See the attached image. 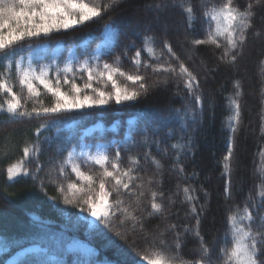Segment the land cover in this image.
I'll list each match as a JSON object with an SVG mask.
<instances>
[{
	"label": "snow or ice",
	"instance_id": "1",
	"mask_svg": "<svg viewBox=\"0 0 264 264\" xmlns=\"http://www.w3.org/2000/svg\"><path fill=\"white\" fill-rule=\"evenodd\" d=\"M121 3L123 0H109L101 8L89 6L84 0H0V115L5 116L8 123L25 120L38 122L34 139L25 140L22 156L10 162L4 170L5 183L30 177L33 186L45 196L48 195L46 189L52 186L56 194L48 198L77 209L79 218L88 220V226L96 229L98 234L111 232L126 243L131 241L128 251L120 250L122 264H144L145 261L147 264H264V212H260L264 207V173L256 186L257 199L253 200L250 196L243 208L236 206L228 215L224 242L217 247L215 240L210 243L200 232L201 217L205 214L206 205L199 203L197 189L190 184L181 186L178 182L176 192L166 197L163 191L152 187L153 184L162 185V176L159 180L149 176L145 181L140 175L147 169L141 166L139 156L128 155L127 165L123 166L122 152H131L127 147L122 149L117 144L113 153L110 151V143L89 145L68 140L57 144L54 155L47 160L45 171V162L41 161L40 156L44 152V145L51 148L53 140L44 133L59 120L71 118V113L110 104L125 105L147 96L150 85L146 83L147 78L140 74L143 67L152 68L153 74H163L165 77L163 81L151 85L152 88L158 87L160 83L167 86L170 78L176 81L178 88L182 85L186 97L181 96V100L186 98L187 103L179 109H170L168 116L159 117L155 125L146 128L141 139L133 141V144L147 149L143 160L145 164L153 166L157 173H162L163 165L152 155L153 147L164 156L174 153L171 171L178 177L183 180L197 178L196 173L185 174L182 157L194 155L193 137L188 133L190 129L193 133L198 130L195 127L197 117L203 115L205 98L202 78L186 66L168 40L163 42L157 55L156 37L148 34L160 29L162 24L160 30L167 34L168 25L164 23L163 14L175 7L182 10L185 30H193L197 16L191 0H158L145 6L146 12L154 13L151 18L146 16L129 22L133 35L139 36L141 31L144 33L142 47L131 57V63L136 68L135 74L126 73L119 67L122 56L126 57L127 52L136 47L135 43L125 45L124 51L112 63L101 64L99 49L86 54L83 60L66 61L62 68L55 61L44 65L29 59L25 63L24 57L20 55L25 47H32L33 40L83 25ZM200 8L199 19L204 26L205 38L194 39L191 44L213 46L221 50L217 57L219 63L213 67H203V79L206 82L208 74L219 71L221 65L226 69L236 68L244 55L250 33L255 39L264 36V31L257 29L254 24L257 8H264V0H251L243 9L237 0H200ZM114 24V21L109 20L103 26V31L113 33L118 38V32H113ZM145 51L157 61L155 66L143 59ZM104 55H111V48ZM165 56L166 63H158ZM261 64L264 65V61ZM77 74L81 79L87 76L82 87L76 82ZM117 76L131 84L121 87ZM93 81L110 83L111 88H96ZM233 85L235 91L228 98L232 112L228 127L235 134L242 122L243 94L240 81H233ZM17 86L19 92L14 90ZM41 86L44 93L40 91ZM65 86H69L67 91L64 90ZM44 95L48 97L47 102ZM261 96V103L264 104V90ZM29 103L31 108L27 106ZM207 103L212 105L211 100ZM261 120L264 134V110ZM227 148L224 172L221 175L227 177L224 195L226 199H231L233 136L229 137ZM29 164H34V168H30ZM95 166L100 169L99 176L85 171ZM177 199L181 205H187L185 216L194 218L195 225L168 223L174 214L172 209ZM175 214L179 215V209ZM158 217H163L161 223L149 229L148 218ZM168 233L173 234L171 243L167 239ZM187 235H192L198 244L191 252L194 257L191 260L181 255ZM138 240L144 242L143 251L136 250ZM36 251L40 258L32 264H53L47 258V249L38 248ZM54 264H63V261L55 260ZM83 264L89 262L84 261Z\"/></svg>",
	"mask_w": 264,
	"mask_h": 264
},
{
	"label": "trees",
	"instance_id": "2",
	"mask_svg": "<svg viewBox=\"0 0 264 264\" xmlns=\"http://www.w3.org/2000/svg\"><path fill=\"white\" fill-rule=\"evenodd\" d=\"M84 2L89 6L95 5L102 8L109 3V0H84ZM156 2L158 0H123V3L118 7L102 12L99 17H94L83 25L33 40L32 47L30 49L25 47L20 55L27 54L40 44H46L51 49L57 43H61L63 50L59 56V60H61L59 66L71 47L75 48L80 59L85 58V55L90 54L100 41L103 26L112 20L115 22L114 29L115 33L118 32V38L115 35L114 42L110 47L111 55L103 54L101 64L103 62L112 63L114 58L124 51L125 45L135 43L136 47L129 50L126 57L122 56L119 64L121 70L135 74L136 68L131 63V57L135 55L137 49L142 47L141 41L144 33L141 31L139 36L133 35L129 22L146 16L151 18L154 13L146 12L145 6ZM249 2L251 0H237L241 9L246 7ZM191 3L196 9L197 16L193 30H185L182 10L180 7H175L163 14L164 23L168 25L167 34L160 30L163 28V24L160 29L148 34L156 37L157 55H159L163 42L168 40L186 66L202 78L205 98L203 115L197 117L198 123L195 127L198 130L193 133L190 129L188 133L193 137L194 155L182 157L185 174L196 173L197 178L183 180L178 177L171 171L174 153L170 152L168 156H164L162 153H157L153 147L152 155L163 165L162 173H157L153 166L145 164L143 160V154L147 149L139 144H133V141L141 139L146 128L155 125L159 117L168 116L170 109H179L187 103L186 98L181 100V96L186 97L182 85L178 88L176 81L171 78L167 86L160 83L158 87L152 88L151 85L157 81H163L165 78L163 74H153L152 68L141 67L140 69V74L147 78L146 83L150 85L147 96L141 97L137 102H127L125 105L110 104L69 114L71 118L59 120L49 131L44 133L45 136L52 138L53 144L51 148L44 145V152L40 159L45 162V171H47V160L54 155L57 144L68 140L73 143L77 141L91 144L103 142L106 145L110 143L112 145L110 151L113 153L117 144L122 149L127 147L131 149V152H122L123 166L127 165L128 155L139 156L141 166L147 169L140 175L145 178V181L149 176H153L155 180H159L162 176V185L153 184L152 187L155 190L163 191L166 197L176 192L178 182L181 186L190 184L197 189L196 195L199 197V203L206 205L205 214L201 217L200 232L210 243L215 240L219 247L224 242L225 232L228 228V215L235 210L236 206L243 208L244 202L250 196L253 200L257 199L256 186L261 181V174L264 173V134H262L261 128V114L264 110V104L261 103V93L264 90V65L261 64V61H264V36L255 39L250 33L244 55L239 59L236 68L226 69L221 65L219 71L208 74L205 82L203 67L204 65L213 67L219 63L217 57L221 50H216L213 46H193L191 44L194 39L205 38L204 26L199 19L200 0H191ZM261 17H264V8H257L254 24L257 29L264 31V19ZM83 42L85 43L83 44ZM142 57L154 66L157 64V61L152 59L147 51L142 54ZM166 61L167 56L158 63L164 64ZM86 80V75L81 79L77 74L76 82L81 87ZM236 80L240 81V90L243 94L241 99L242 122L239 130L233 134L228 127L232 115L228 98L235 91L233 81ZM117 81L122 87L131 84L119 76H117ZM93 86L102 90L111 88L110 83L104 81H93ZM14 90L19 92V86ZM40 91L44 93L45 90L40 87ZM43 98L47 102V95H44ZM208 100L212 101L211 106L207 103ZM27 106L31 108L32 105L29 103ZM130 118H133L131 124L127 122ZM99 122L104 127L102 132H93L88 136L83 135L85 129ZM37 123L35 120L8 123L6 117L0 115V244L3 243L6 248L0 253V264H4L20 249L32 245L47 249L48 259L49 256H54L55 260H62L63 264H77L78 261L81 264L84 261H88L89 264H122L120 250L128 251L131 241L126 243L111 232L106 235L98 234L96 229L88 226L86 220L79 218L77 209L48 198L56 194L52 186L46 189L48 195L45 196L33 186L30 177L18 178L17 181L5 183L6 172L4 170L10 162L22 156L25 140L34 139ZM66 125H69L67 130H65ZM111 125H115L114 130L110 129ZM127 134L128 137H126ZM230 136H233L234 139V151L230 162L231 199H226L223 189L227 177L222 176L221 173L224 172V156L228 152L227 144ZM29 167L34 168V164H29ZM85 171L99 176L100 169L95 166L90 169L86 168ZM72 178L75 179V177ZM36 183L38 184L39 181ZM205 192L207 193L206 198ZM147 203L148 201L145 200V204ZM177 209H179L178 216L175 214ZM186 209L187 205H181L177 199L176 205L172 209L174 214L169 218L168 223L195 225L194 218L185 216ZM260 212H264V207L260 209ZM162 220L163 217L148 218L147 227L153 229ZM74 239L87 243L95 253L85 256L76 251H69L67 245ZM167 239L171 243L173 234L168 233ZM109 241L114 243L110 244ZM197 247L196 239L192 235H187L184 238L181 255L184 259L191 260L194 258L191 252ZM136 250H144L142 240H138ZM39 258L38 252L30 253L16 264H32ZM55 260H51L53 264Z\"/></svg>",
	"mask_w": 264,
	"mask_h": 264
},
{
	"label": "rangeland",
	"instance_id": "3",
	"mask_svg": "<svg viewBox=\"0 0 264 264\" xmlns=\"http://www.w3.org/2000/svg\"><path fill=\"white\" fill-rule=\"evenodd\" d=\"M113 32L115 33V29H113ZM100 36H101L100 41L98 42V44L94 50L99 49V54L102 56L105 52H107L110 49L111 45L114 42L115 35L113 33H105L102 30ZM84 43L85 42H83V44ZM62 50H63V46L61 43H57L51 49H49L46 44H40V45L35 46L31 51H29L27 54L22 55V56L24 57L25 63H27L29 59H31L33 62H37L39 64H44V65H47V64L55 61V62H57L58 66H59V61H61V60H59V56L61 55ZM83 59L84 58L80 59L78 57L77 53L75 52V48L71 47L70 49H68L66 57L63 59V61L61 62V66H59V67L62 68L64 66V63L68 60L78 61V60H83ZM54 71L55 70L53 69V72ZM68 87L69 86H65L64 90L67 91ZM101 107H103V106H101ZM132 122H133V118L128 119L129 124H131ZM68 128H69V125H66L65 130H67ZM103 129H104L103 125L99 122V123H96V124L88 127L87 129H85L83 132V135L88 136V135L92 134L93 132H102ZM110 129L114 130L115 125H111ZM126 137H128V134L126 135ZM82 142H84V141H82ZM84 143H87L89 145H94V144H91L88 142H84ZM97 143L105 144L103 142H97ZM88 219H91V218L89 217ZM86 221L88 223V220H86ZM38 248H41V247H39L37 245H32V246H28L26 248L20 249L14 255H12L10 258H8L4 264H16L25 255L30 254V253H36L37 252L36 249H38ZM67 249L69 251H76V252L82 253L85 256H90V255H93L95 253V251L93 250V248L90 245H88L87 243L80 241L78 239H74L71 242H69V244L67 245ZM5 250H6L5 246L3 245V243H1L0 244V253L5 251ZM49 259L55 260V257L49 256ZM97 264H111V263H97ZM144 264H147V261H145Z\"/></svg>",
	"mask_w": 264,
	"mask_h": 264
}]
</instances>
